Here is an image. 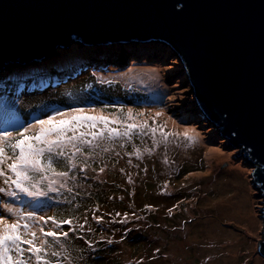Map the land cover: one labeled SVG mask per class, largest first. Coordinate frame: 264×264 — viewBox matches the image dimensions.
I'll use <instances>...</instances> for the list:
<instances>
[{
	"label": "rangeland",
	"instance_id": "rangeland-1",
	"mask_svg": "<svg viewBox=\"0 0 264 264\" xmlns=\"http://www.w3.org/2000/svg\"><path fill=\"white\" fill-rule=\"evenodd\" d=\"M162 46L163 52L171 54L168 47ZM81 49L72 46L68 51L56 52L60 57L47 60L54 66L61 58L62 73L75 67L72 73L77 72L78 75H64V83H55L54 79L58 78L50 74L45 79L35 77L21 84H12L14 78L8 77L9 85L0 87V130L17 120L27 122L37 117L44 118L45 113L50 114L57 109L67 110L73 106H97L98 110L104 109L105 105L118 107L121 104L113 99L121 92L112 84L117 83L118 74L151 66L141 74L142 80L138 78V84L131 82V85H124V89H129L122 91L125 95L122 98L137 95L138 100L151 95L156 99L155 103L138 100L135 105L124 106L125 111L131 108L133 115L147 120L149 126H153L155 120L156 125H163L166 132L179 135L170 136L167 142L162 141L158 145L153 144L150 133L134 135L124 147L120 146L123 141H117L111 151L94 156L89 161L91 167L84 171H72L71 175L76 179L70 180L68 187L73 193L61 189L37 200L22 193L18 194V198L0 193V213L11 219L3 209L5 203L45 216H53L54 211L63 209L64 205L67 209L70 207L72 215L67 218L74 220L76 231H69L68 225L62 230L69 231L71 247L77 244L78 248L81 245L87 248L75 258L71 253L73 264H264V259L258 254V244L264 239V196L253 183L255 164L197 108L188 81L180 85L179 79L172 78L170 71L182 69L178 61L172 57L167 58L165 64H150L141 60L131 62L126 68L108 63L109 66L101 70H97L96 66L94 70L78 67L84 65L80 61L64 64L65 59L82 60ZM132 55L129 54L128 58ZM119 59L124 60L122 55ZM20 67L22 70L25 65ZM114 70L115 73L111 74L110 71ZM181 78L185 80L186 77ZM145 104L148 108L143 110ZM190 104L194 105L198 117H187L179 125L174 119L189 114ZM149 108L154 110L148 111ZM157 112L163 115L156 117ZM138 113L145 115L139 116ZM103 115L110 119L114 116L124 118V114L113 107L105 109ZM197 120H202V123ZM182 126L192 127L199 133V139L196 138L195 142L186 140L182 135L185 131ZM157 139H160L159 134ZM136 148L141 151L139 158L135 155ZM208 150H218L224 158L205 156ZM54 166L58 171L67 170L66 162ZM101 167L104 168L102 173ZM0 187H7L3 179H0ZM221 197L226 198L222 206L211 205L212 201ZM82 201L87 203L80 206ZM229 204L235 208L236 215ZM227 210L234 216L227 214ZM94 216L100 217V222ZM213 222H218L220 226L213 227ZM81 224L83 229L78 227ZM48 230H55L51 221L45 226V231ZM207 230L220 236L214 244L209 242L213 237L206 233ZM227 234L239 244L235 255L222 253L221 257L225 256V259H216L214 248L223 247L225 250L228 244L224 237ZM83 236L86 239L80 238ZM87 257L97 261L87 263Z\"/></svg>",
	"mask_w": 264,
	"mask_h": 264
},
{
	"label": "water",
	"instance_id": "water-1",
	"mask_svg": "<svg viewBox=\"0 0 264 264\" xmlns=\"http://www.w3.org/2000/svg\"><path fill=\"white\" fill-rule=\"evenodd\" d=\"M147 42L179 57L195 105L253 161L264 196V0H0V65Z\"/></svg>",
	"mask_w": 264,
	"mask_h": 264
},
{
	"label": "snow or ice",
	"instance_id": "snow-or-ice-1",
	"mask_svg": "<svg viewBox=\"0 0 264 264\" xmlns=\"http://www.w3.org/2000/svg\"><path fill=\"white\" fill-rule=\"evenodd\" d=\"M109 107L123 113L124 118L114 116L110 119L103 115ZM138 115L143 116V113ZM155 115L159 117L163 113ZM146 133L151 134L154 145L179 135L166 132L155 120L153 126H149L147 120L133 115V109L125 111L124 105H105L99 110L73 106L45 113L44 118L27 122L17 120L0 130V179L7 186L0 187V193L13 198L22 193L37 200L61 189L71 192L68 182L76 179L71 175L73 170L84 171L91 167L89 161L102 152L111 151L117 141H123L120 146L124 147L134 135ZM191 133L194 134L186 129L182 135L195 142L199 133L194 129ZM135 155L141 156L139 148L135 149ZM62 162H66L67 170L58 171L54 165ZM100 172H104L103 167ZM3 209L11 219L0 213V264H33V258L34 264H64L65 261L73 264L69 231L75 233L76 226L72 218L57 220L55 216L38 215L9 203H5ZM93 218L97 222L101 220L100 217ZM49 221L55 230L45 231ZM65 225L70 226L69 231L62 230ZM78 227L83 229L84 225Z\"/></svg>",
	"mask_w": 264,
	"mask_h": 264
},
{
	"label": "trees",
	"instance_id": "trees-1",
	"mask_svg": "<svg viewBox=\"0 0 264 264\" xmlns=\"http://www.w3.org/2000/svg\"><path fill=\"white\" fill-rule=\"evenodd\" d=\"M73 46H78V45H73ZM69 49H61V50H57V51H68ZM80 51H81L82 60L77 59L76 61H80L79 63L84 64V65H81L78 67L83 66L82 67L83 69L92 68L93 70H94L95 66H96L97 70L104 69V66H109L108 63H111V64L115 65L116 67L125 66V68H126L127 66L131 65V62L136 63V61H141V60H143L142 62H145V63L148 62L150 64H157V63L165 64V63H167L166 59L172 57V59L175 58V60L178 61V65H180L179 67L182 68L180 71H173V72L170 71V73L172 74V78L173 79H179L180 85L185 84V81H187L186 78H185V80L181 78L183 76L185 77V74L183 75V73H185V70H184L182 63L180 62L179 57L177 55H175L173 52H171V54H167V52H163V46L161 43L147 42V43H143V44H128V45L114 44V45H108V46L82 48ZM158 51H160V52H158ZM131 53L134 55H132L128 58L129 54H131ZM94 54H97L99 56L98 60H94V59L90 60V58L88 57V56L92 57ZM121 55L123 56L124 60L119 59V57ZM171 55H173V56H171ZM60 56L61 55L59 53H57L56 55L53 56V58L54 57L58 58ZM47 60H50V59H47ZM47 60H43L42 62L35 63L32 65H27L24 68H22V70L19 69V71H16L17 74H15L13 76L14 81H12L11 83L15 84L18 82L17 84H21L20 82L27 80V79H31V78L33 79L35 77H36L35 79L41 78V77L42 78L44 77L43 79H45L47 76H49V74L54 75L56 78H58V80L54 79L55 83H60V84L64 83L65 82L64 75L66 73H62L64 71V69H62L63 65H62V62H60L61 58L57 61L59 64H56V62H55L54 66L52 65L53 64L52 62H49ZM54 61H55V59H54ZM76 61H74V62H76ZM170 62H172L174 64L173 61H170ZM58 69H61V70L57 72ZM116 70H118V69H116ZM75 73L77 76L78 73L77 72H75ZM110 73L111 74L115 73V70H114V72L110 71ZM120 73H122V72H120ZM62 74H64V75H62ZM74 74L72 73V75H74ZM99 75L102 76L103 73H99ZM8 77H9V74H6V73L1 74V76H0V87L1 88L3 87V85H5V86L9 85L7 83L8 80H6ZM116 79H117L116 82L118 84L117 83H112V84L114 85V87L118 88L117 91L121 92L120 93L121 95L119 97H117L116 99H113L114 101H117L118 103H120L121 105H124V106H129L131 104L135 105L136 101H138V100H139V102L145 101V100H141L140 98L138 100H136L137 95H136V97L134 95L133 97L123 99L122 97H124L125 95L122 93V91L127 92L128 90H126V89H129V88L124 89L125 84L122 82V80H121L122 77H120L119 74H118V77ZM175 87L176 86H174L173 88H175ZM147 102H149V101H147ZM183 105H185V104H183ZM94 107H97V106H94ZM190 107H191L189 110L190 115L185 114L181 118H175L176 116H174L175 119L174 118L173 119L176 120L179 125L180 124L182 125V122L185 121L182 118L189 117L187 119H193L197 116L198 113H197V110L193 108L194 105L190 104ZM147 108H148V105L145 104L143 110L147 109ZM153 110H154L153 108L152 109L149 108L148 111H153ZM193 114H195V116H193ZM143 115H145V113H143ZM197 121L199 122V124L202 123V120H197ZM171 124H172V122H171ZM172 125H174V124H172ZM193 125H195V124H193ZM196 125H198V124H196ZM71 193H73V192H71ZM85 203H87V201L80 202V206L84 205ZM79 210H81V209H79ZM79 210H78V212H79ZM71 212L72 211H71L70 207H69V209H67V206L64 205L63 209L57 208V210L54 211L55 214L53 216H55L57 220L66 219L67 217H70L72 215V214H70ZM83 238L86 239L85 236H83ZM78 239H80V238H78ZM86 249L87 248L84 249V245H81L78 248V245L76 244L75 247H71L70 252L72 253V257L75 258L76 255H78L82 251L85 252ZM96 258H94V259H96ZM87 259H88L87 263H89V262L94 263L95 261H97V260L92 261L93 258L90 259L89 257H87Z\"/></svg>",
	"mask_w": 264,
	"mask_h": 264
},
{
	"label": "bare ground",
	"instance_id": "bare-ground-1",
	"mask_svg": "<svg viewBox=\"0 0 264 264\" xmlns=\"http://www.w3.org/2000/svg\"><path fill=\"white\" fill-rule=\"evenodd\" d=\"M60 50V49H59ZM58 52V51H56ZM56 52L53 53L52 55H56ZM51 55V56H52ZM74 56V55H72ZM75 57V56H74ZM90 58V60L94 59V60H98L99 56L97 54H94L92 57L91 56H88ZM44 59L40 60V62H42ZM77 58H74V59H68V60H64V63H67V62H71V61H76ZM15 64L14 62H11L9 64H5V65H0L1 67H3L1 70H0V73H6V74H9V77H11L10 79H13V76L15 74H17L16 71H19V69L21 68L20 66H22L21 64H16V65H13ZM24 65H27V64H24ZM0 67V68H1ZM75 67H72V69H69L66 71V74L65 76L67 75H72V70L74 69ZM151 68V66H148L146 69H143V70H128V71H124L122 73H119V76L122 77V82L125 84V85H131V82H135V84H138L139 79H141V74L146 72L147 69ZM148 72V71H147ZM75 72H73L74 74ZM185 74V77H186V73ZM64 75V74H62ZM139 78V79H138ZM142 85H144L143 83H141ZM145 86V85H144ZM141 100H145V101H150V102H153L155 103V98L152 97L151 95L150 96H146V97H141L140 98ZM182 119H185V118H182ZM172 125V124H171ZM174 126V125H172ZM182 128L184 130H189L190 133H191V130L193 129L192 127H185V126H182ZM195 133H197L195 131ZM191 134H194V133H191ZM196 138L199 139V136H197ZM211 152V153H210ZM209 155H215L216 159H221V158H224L223 156V153H220L218 150H208V152L206 153L205 156H209ZM226 198L224 197H221L219 198L218 200H215V201H212L211 202V205H223V203L225 202ZM229 207L235 211V215H236V210L235 208L233 207L232 204H229ZM227 214H231L232 212L227 210L226 212ZM232 216H234L233 214H231ZM213 227H217V226H220V224L218 222H213ZM210 230H207V234H209L210 236H212L213 238H210V243H215L217 242V240L220 238V236L218 234H214L213 232H209ZM232 236L230 234H227L224 239H226V244H228V246L225 248V250L223 249V247H220L219 249H216L214 248V254H215V258L216 259H220L222 253L224 254H227L229 253L230 255H235V249L237 248V246L239 245L238 242H236V239L233 237L231 238ZM196 239V238H195ZM236 243V245H235ZM217 252H218V258H217ZM227 257V256H226ZM223 259H225V256L224 257H221ZM210 264H214V263H210Z\"/></svg>",
	"mask_w": 264,
	"mask_h": 264
}]
</instances>
